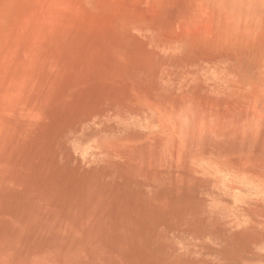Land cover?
Listing matches in <instances>:
<instances>
[{"label": "rangeland", "instance_id": "obj_1", "mask_svg": "<svg viewBox=\"0 0 264 264\" xmlns=\"http://www.w3.org/2000/svg\"><path fill=\"white\" fill-rule=\"evenodd\" d=\"M87 1L0 0V264H264V193L235 170H181L227 157L161 142L176 126L153 76L112 54L108 19L129 8ZM150 1L127 0L150 22L135 50L161 35Z\"/></svg>", "mask_w": 264, "mask_h": 264}, {"label": "bare ground", "instance_id": "obj_2", "mask_svg": "<svg viewBox=\"0 0 264 264\" xmlns=\"http://www.w3.org/2000/svg\"><path fill=\"white\" fill-rule=\"evenodd\" d=\"M82 1L91 6L89 1ZM122 1L120 5L129 8L130 16L129 21H124L122 13L116 11L115 19L111 16L108 19V32L112 38H119V42L113 44L112 54L116 57L122 56L121 60L129 64V68L135 67L140 72L144 71L146 75L153 76L151 87L155 89L159 97V104L154 105V108H158L161 115L163 113L172 115L175 121L174 126H176L172 131L174 133L171 132L172 136H167L168 138L165 136L166 141L164 139L161 142L172 144L173 140L178 139L172 145L176 150L180 148L181 151L192 152L191 150L194 151V149L200 150L201 146L206 153H218L220 156L227 157L226 159L222 157L223 159L214 163L210 158L212 162L208 167L203 161L205 158H202L199 169L191 168L187 161H182L183 168L178 169L192 177L195 175L196 179L200 176L211 179L222 171L235 170L239 177H245L248 182L250 179L254 181L258 194L264 193V0H165L162 1L161 6V0H158L159 5L149 3L150 9L146 8L148 11H152L155 6L161 7L153 10V17H148L149 19L158 18V24L153 25L161 28V30L158 29L161 35L158 40H151L143 47L138 45L139 51L135 50L137 44L134 29L137 28V24L142 25L144 22L148 25L150 22L134 19L135 15L132 12H135L136 8L133 2L124 0L125 3H123ZM95 17L97 18V15ZM87 21L94 22L95 19ZM164 29L170 34L173 33L166 42L161 40ZM124 55L128 57H123ZM150 115L154 123L155 116ZM165 145L161 144L163 149ZM119 147L121 149L122 146ZM145 147L143 146L147 153L149 150ZM168 148L169 151H166L169 154L176 151L172 147L168 146ZM144 155L146 156V154H140L139 158ZM173 155L178 157L176 153ZM181 157L175 159L181 160ZM139 158L138 160L141 159ZM163 158L168 162L169 158ZM180 160L177 162L178 167H181ZM174 162L176 161L171 164ZM177 165L174 163V166ZM217 169L222 171L216 174L214 170ZM178 172L176 175L180 173ZM195 177H193L194 181ZM230 187L234 188V186ZM256 201L261 205L259 199ZM261 208L264 211V208Z\"/></svg>", "mask_w": 264, "mask_h": 264}]
</instances>
